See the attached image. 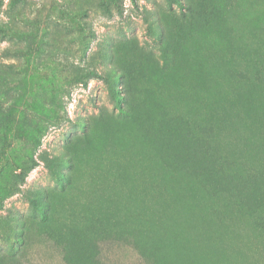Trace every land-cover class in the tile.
<instances>
[{
	"label": "rangeland",
	"instance_id": "rangeland-1",
	"mask_svg": "<svg viewBox=\"0 0 264 264\" xmlns=\"http://www.w3.org/2000/svg\"><path fill=\"white\" fill-rule=\"evenodd\" d=\"M262 174L264 0H0V264L81 260L54 197L92 264H264Z\"/></svg>",
	"mask_w": 264,
	"mask_h": 264
},
{
	"label": "trees",
	"instance_id": "trees-1",
	"mask_svg": "<svg viewBox=\"0 0 264 264\" xmlns=\"http://www.w3.org/2000/svg\"><path fill=\"white\" fill-rule=\"evenodd\" d=\"M31 167H28L25 171V174H27L28 172H30ZM216 173H219V170L215 169ZM243 174V173H242ZM249 175L250 178H247V184L245 185L244 183H242V187L241 188H236L235 190H233L235 192V194H237L236 196L241 197V198H246V194H249L251 192H253L257 186H254V182L253 179L255 178L254 174H249V172H247L246 176H239V177H247ZM263 175V174H262ZM264 178V175H263ZM96 190H101L100 191H96ZM94 192L97 194H101L104 192V190L102 189H96ZM54 199L57 201H55V209L53 210V215H51L49 217V219L47 220V227H43V229H41V231L44 232V234L46 233V235L59 247H62V251H64V246L62 244L65 243V246L67 244V255L66 257L71 261V262H75L74 261V257H78L81 260L79 262H75V264H92L90 262V258L94 256V249H95V243H94V238H96L95 236L99 234L100 229L98 227H94L95 224L92 226L90 224L85 225V220H93L95 221L96 225H103L102 222H106V217H103V211L99 210L101 208L97 207L96 209H93L91 207V209L89 208L88 213L85 211L87 210V207L84 208V205L82 203H80V207L82 208L80 210V214H81V218L78 216H75L73 218H71L70 222H67L65 220H62L60 216L57 217V212L59 210H63L64 209V201H63V197H58ZM248 202L250 203H255L257 202V200H253V199H248ZM61 203L63 204V206H61ZM119 208V207H117ZM75 214V213H72ZM259 217V214L257 215ZM62 217L65 219L64 215L62 214ZM257 217V218H258ZM73 220H75L74 222H72ZM77 222H81L79 224H77ZM259 227V225H258ZM108 228L110 229V225H108ZM40 229V228H39ZM77 234H75V233ZM108 234V236H110V234L108 232H106ZM108 238V237H107ZM119 238L125 242H129V240L127 238H123V237H116ZM134 243V242H133ZM164 242L161 243V245ZM171 246L173 245L172 242ZM76 244H78L76 246ZM135 247L137 246V249L139 250V253H141L142 256H144L145 251L144 249L140 248L138 245L134 244ZM72 248V249H70ZM74 248V250H73ZM172 249V248H171ZM91 252V253H90ZM96 252V251H95ZM90 253V254H89ZM72 254H75L74 257H71ZM188 256V254H186V257Z\"/></svg>",
	"mask_w": 264,
	"mask_h": 264
}]
</instances>
